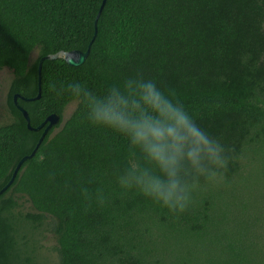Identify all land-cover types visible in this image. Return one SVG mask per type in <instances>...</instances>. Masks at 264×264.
I'll list each match as a JSON object with an SVG mask.
<instances>
[{
    "label": "trees",
    "instance_id": "obj_1",
    "mask_svg": "<svg viewBox=\"0 0 264 264\" xmlns=\"http://www.w3.org/2000/svg\"><path fill=\"white\" fill-rule=\"evenodd\" d=\"M102 0H0V68L13 72L10 119L0 123V264H264V0H106L87 58L77 66L40 58L85 51ZM33 55V56H32ZM173 91L230 156L222 181L179 217L140 196H122L114 173L125 142L89 126L53 89L79 80L101 92L131 72ZM40 78V80H39ZM40 97L34 98L38 94ZM20 97L33 98L22 100ZM103 188L109 202L96 203Z\"/></svg>",
    "mask_w": 264,
    "mask_h": 264
},
{
    "label": "clouds",
    "instance_id": "obj_2",
    "mask_svg": "<svg viewBox=\"0 0 264 264\" xmlns=\"http://www.w3.org/2000/svg\"><path fill=\"white\" fill-rule=\"evenodd\" d=\"M52 87L82 109L89 126L125 142L124 164L114 173L120 195L143 197L179 217L192 207L202 181L223 180L228 150L156 78L131 72L101 92L79 80ZM94 198L102 206L110 193L101 188Z\"/></svg>",
    "mask_w": 264,
    "mask_h": 264
},
{
    "label": "water",
    "instance_id": "obj_3",
    "mask_svg": "<svg viewBox=\"0 0 264 264\" xmlns=\"http://www.w3.org/2000/svg\"><path fill=\"white\" fill-rule=\"evenodd\" d=\"M105 1L106 0H102L101 2V5L99 7V10L95 16V20H94V34L90 40V42L88 43L87 45V48L85 51H81V50H77V49H73V50H68V51H64V50H59L55 53H49V54H46L44 56H42L40 58V61H39V73H40V68H41V63L44 59H57V58H62L67 64L69 65H72V66H77V65H80L81 63H83L85 61V59L87 58L88 56V53H89V50H90V46H91V43L92 41L94 40L95 36H96V32H97V26H96V22H97V19L101 13V10L105 4ZM40 80V78H39ZM19 97L18 94H14L13 95V101H14V104L16 105V107L22 112L24 118L26 119V122H27V127L29 129H32V130H38V129H41L43 128L42 130V133L38 139V142L36 143L34 149L31 151L30 154L28 155H24L23 157H21V159L18 161V163L16 164L13 172H12V175L9 179V181L6 183L5 186H3L1 189H0V193L5 191L8 186L11 184V182L13 181L14 177L16 176L21 164L28 158H31L34 154H35V151L37 150L40 142L42 141V139L44 138V136L46 135V133L48 132V130L53 126V125H56L59 121V116L54 114V113H51L50 115H48L45 120L43 122H41L40 124H38L37 126L35 127H32L30 125V119H29V115L27 113V111L17 102V98ZM40 97V87L38 88V94L34 97V98H39ZM22 100H30V99H33V98H25V97H20Z\"/></svg>",
    "mask_w": 264,
    "mask_h": 264
},
{
    "label": "rangeland",
    "instance_id": "obj_4",
    "mask_svg": "<svg viewBox=\"0 0 264 264\" xmlns=\"http://www.w3.org/2000/svg\"><path fill=\"white\" fill-rule=\"evenodd\" d=\"M33 56V55H32ZM13 72L11 69L4 67L0 68V123L7 122L10 119V113L8 110V93L10 88L11 80L13 79ZM75 103L70 102L65 107L61 121L58 126L54 129V132L58 131L65 121L68 119L70 114L75 108ZM43 253L41 259L44 264H58L59 257L57 251V242L51 233H45L43 239Z\"/></svg>",
    "mask_w": 264,
    "mask_h": 264
}]
</instances>
